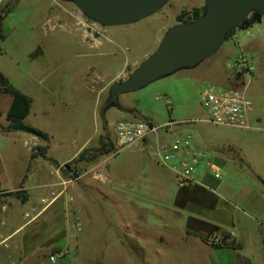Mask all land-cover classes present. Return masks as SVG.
I'll return each mask as SVG.
<instances>
[{
	"label": "rangeland",
	"instance_id": "1",
	"mask_svg": "<svg viewBox=\"0 0 264 264\" xmlns=\"http://www.w3.org/2000/svg\"><path fill=\"white\" fill-rule=\"evenodd\" d=\"M203 8L204 0H172L159 13L137 24L103 29L63 0H5L0 4L4 18L0 73L41 110L51 103L56 112H64L52 119L33 113L30 121L34 127L58 136L52 148L64 159L74 158L88 139V147L98 145L101 137L113 147V152L101 160L105 181L95 170L86 173L90 168L83 170L82 165L71 164L65 173L77 184L71 195L82 232L66 234V249L46 251L48 264L49 256L60 251L68 255L57 264H233L229 256H215L200 239L187 237L185 230L188 222L195 220L193 211L204 207L213 214L219 199L237 206L232 210L238 224L241 215H253L264 206V56L255 54L254 75H234L231 67L240 57V49L228 40L217 55L197 68L123 95L122 110L113 108L101 114L111 85L126 80L137 68L130 66L141 65L157 50L182 12L191 18L194 9ZM257 26L264 31V19ZM236 32L246 38L243 30ZM91 34L98 36L104 47L90 48L84 41ZM109 37L119 40L118 47L106 42ZM215 65L227 71L223 80L212 70ZM55 83L59 88L52 87ZM243 84L253 103L249 129L202 123L209 120L202 105L209 86L240 88ZM131 120L151 123L158 129L157 136L147 137V153L141 151L143 143L117 152L114 124ZM186 135L192 136L190 149L183 153L190 164L192 153L199 150L194 145L196 138L208 147L198 151L207 158L195 167L192 178L201 185L205 174L212 178L215 173L221 175V187L214 195L197 192V196H190L189 191L194 193L195 188L180 189L176 172L170 171L169 166H178V162L163 164L156 156L157 142L170 146L178 136ZM19 137L0 133V188H9L28 168L29 160L16 153L12 141L17 139V146L23 147ZM212 152L226 155L222 161L217 156L213 159ZM192 204L196 206L190 207ZM247 222L250 229L252 222L248 218ZM205 229L224 239L225 234L216 228ZM225 244L232 241L228 238Z\"/></svg>",
	"mask_w": 264,
	"mask_h": 264
},
{
	"label": "crops",
	"instance_id": "2",
	"mask_svg": "<svg viewBox=\"0 0 264 264\" xmlns=\"http://www.w3.org/2000/svg\"><path fill=\"white\" fill-rule=\"evenodd\" d=\"M257 25L258 24L254 25L253 28H259ZM97 30L100 31V29ZM245 36L246 38H242L241 34L238 35L237 32H235V34L228 40H233L234 43L238 45L240 55L253 57V63H255V54H260L261 57L264 56V44L258 37H249L246 33ZM84 42L89 45L90 48L101 49L104 47L103 41L93 34L86 36ZM106 42L113 47H118L119 40L109 37L106 38ZM216 62L217 61L213 62L211 65L214 66ZM208 64H210V62ZM254 65L255 68H257L256 64ZM138 66L139 65L134 64L130 67L135 68ZM212 70L219 72L217 76L221 80L226 76L227 71L222 66L216 67L215 65ZM121 73L125 74L126 70H123ZM52 87L59 88V84L55 83ZM12 103V96L0 94V125L3 127L8 126L7 116L10 112ZM44 108L45 109L41 110L40 107L35 105V102L32 99L30 112L25 119V123L33 127L36 126L32 123L33 121H30L33 113L42 116H45L46 114L50 115V119H52L51 117L55 114H64L63 111L56 112L54 105L51 103L50 106H45ZM51 108H54L55 111ZM2 120L3 123L1 122ZM202 123L209 124L210 122L209 120H205ZM40 128L41 131L49 135V142L24 132H0L8 135L16 134V136H21L19 137V141L20 143L24 142L25 147H18L16 144L17 139L15 138H13L12 141L14 142L16 153L25 157L27 161L29 160L28 168L25 172L21 171L17 175L14 184H10L9 188H0V264H48L47 259L44 258L46 251L52 250L56 252L61 249H66L69 244V238H67L66 234L71 231L69 226L71 218L68 215V212L70 210L77 211L78 209L74 203H69L68 199L72 197V191L76 188L77 184L74 182L68 187L65 194L48 209H45V205L42 201L44 199L50 201L53 192H59L63 189L60 186V182L61 178L63 179L65 176L64 174L56 175L54 167L73 162L86 149L99 148L103 142V137H101L100 141L97 142L98 145L88 147V144L91 142V139H88L84 142L79 153L74 158L64 159L62 154H59L52 148L53 142L56 140L55 137L58 136L48 132L47 129ZM247 129H249V126ZM149 142L150 140H148V138L144 140L143 145L145 147L141 149L142 152L147 153ZM194 145L199 149L197 151H200V149H208L205 145V141L198 138H196ZM151 155L153 156V154ZM212 155L213 159L217 156L218 160L223 161L222 157L225 156L226 153L220 152L215 155L212 152ZM105 156L100 157L98 161L92 165V168L87 166L82 168H90L86 173L95 170L96 175L99 173L98 176L100 179L105 181L106 178L104 179L103 177L104 162H101L102 158ZM156 161L160 165V162L157 159ZM203 164L205 165V163ZM210 164L211 163H209V165ZM169 167L170 171L173 172L171 170L172 167ZM214 171L217 172L218 170L216 169ZM202 179L203 181L201 180V185L196 183L193 186L196 190L194 193L193 191L191 192V190L189 191L190 196H195L197 192L214 195V190L221 187V178L215 179L214 176L212 178L205 174ZM159 182L163 185L166 183L163 179H160ZM10 193H18V195L12 196ZM194 206L196 205L192 204L190 207ZM3 207H5V211H3ZM232 207L237 208V206L225 203L224 201L221 202V199H219L214 206L215 210L213 211V214L212 210L204 207L201 211L196 210V212H192L194 213L195 220L211 224L218 227L221 232L230 235V240L234 243L235 249L216 250L208 245L206 246L210 248L215 256L221 255L223 258L229 256L232 258L233 264H264V206H262V209L259 212L255 211L256 213L253 215H241L240 224H238L235 219V210H232ZM27 214L30 215L29 218H26ZM247 218L252 222L250 229H248ZM231 225L234 228L227 230L226 228ZM240 228H244L243 234L240 233V231H243ZM185 232H187V229ZM185 235L190 238H196L188 236L187 233H185ZM9 238H11L9 240V248H5L3 245L1 246V243ZM247 251H252V253H247ZM223 264L226 263L224 262Z\"/></svg>",
	"mask_w": 264,
	"mask_h": 264
},
{
	"label": "water",
	"instance_id": "3",
	"mask_svg": "<svg viewBox=\"0 0 264 264\" xmlns=\"http://www.w3.org/2000/svg\"><path fill=\"white\" fill-rule=\"evenodd\" d=\"M73 4L103 29L137 24L159 13L172 0H63ZM253 13L264 18V0H204V12L194 21L169 28L157 50L130 76L109 89L102 116L115 108L120 98L139 92L177 73L193 70L215 56L228 35Z\"/></svg>",
	"mask_w": 264,
	"mask_h": 264
},
{
	"label": "built area",
	"instance_id": "4",
	"mask_svg": "<svg viewBox=\"0 0 264 264\" xmlns=\"http://www.w3.org/2000/svg\"><path fill=\"white\" fill-rule=\"evenodd\" d=\"M5 0H0V4ZM249 37H258L264 44V32L260 28H247L244 30ZM256 68L253 63V57L240 55L235 64L231 67V72L234 75H253ZM169 103V102H168ZM202 105L207 110L209 115V122L216 126H229L241 129L248 128V115L252 112L253 103L246 94V85L239 87H227L219 88L216 86H209L202 96ZM158 129L149 123L141 120L131 121H119L114 124V136H115V147L117 152L135 145L137 143H143L144 140L151 134L157 136ZM192 144V136L186 135L185 137L178 136L168 146L166 144L160 145L156 143L157 152L156 156L159 160L166 164L170 161H177L178 166H171L176 172L177 182L180 189H186L196 184L192 178V174L195 171V167L199 165L200 161L207 158V155L201 152L192 153V164H190L187 158L184 156V152L188 151ZM209 159V158H208ZM65 165H59L54 167L56 175L64 174V178H61L60 186L63 188L62 191L53 192L51 194L52 199H44L42 203L45 205V209L52 206L60 197H62L75 180L71 177H66L65 173L68 168ZM215 179H220L218 173L214 174ZM69 203H74V199L71 197L68 199ZM5 211V207H3ZM71 220L69 226L71 231L80 233L82 232V224L80 217L76 210H70L68 212ZM30 215L27 214L26 218ZM9 239H6L1 243L5 248H9ZM68 255L67 251H60L49 256V262L51 264H57L66 259Z\"/></svg>",
	"mask_w": 264,
	"mask_h": 264
},
{
	"label": "trees",
	"instance_id": "5",
	"mask_svg": "<svg viewBox=\"0 0 264 264\" xmlns=\"http://www.w3.org/2000/svg\"><path fill=\"white\" fill-rule=\"evenodd\" d=\"M9 12L7 14H9ZM203 12H204V8L194 9L191 18H187L186 16L188 14L184 11L177 17V24L194 21L197 18H199L203 14ZM3 19L4 18L0 16V27L2 25ZM263 19L264 18L261 14L253 13L240 26V29L245 30L247 28H251L256 24H260ZM235 32L236 31L231 32L228 35V39L231 38L235 34ZM0 94H6V95H10L13 97V103H12L10 112L7 116L8 126L3 127L2 125H0V132H7V133L24 132V133L36 136L39 139L44 140L46 142H49L50 138L47 133H44L40 129L30 126L25 123V119L27 118L30 112L32 99L28 97L27 95L23 94L22 92H20L19 90H17L10 83L9 79L6 78L1 73H0ZM128 112L132 113L133 111L132 112L128 111ZM134 113L140 115L137 110H134ZM149 124L152 125L151 123ZM107 140L108 139L106 138V140L102 142V145L99 148L86 149L84 152H82L79 155V157L76 160H74L71 163H68L66 165L67 168H69L71 164H75L76 166L82 165V166L91 167L98 161L100 157L111 154L113 152V147L107 142ZM84 169L85 168H83V170ZM182 190H185V189H182ZM10 195L16 196L18 195V193L17 194L10 193ZM206 227L216 228L217 231H221L218 227H215L203 221L190 220L187 226V235L194 236L200 239L204 244L216 250L235 249V245L233 242L231 245L225 244V240H227L228 238L231 239L230 235L227 234L226 236V233L223 232V234H225L223 235L224 239L219 240L216 237V234L214 232L207 231L205 229Z\"/></svg>",
	"mask_w": 264,
	"mask_h": 264
}]
</instances>
